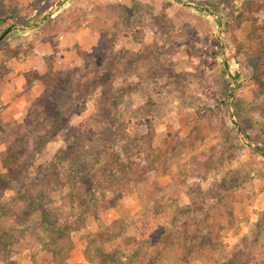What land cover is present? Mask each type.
I'll return each instance as SVG.
<instances>
[{
	"label": "rangeland",
	"instance_id": "1",
	"mask_svg": "<svg viewBox=\"0 0 264 264\" xmlns=\"http://www.w3.org/2000/svg\"><path fill=\"white\" fill-rule=\"evenodd\" d=\"M2 15L13 22L4 34L0 30L2 195L11 199L21 185L31 191L47 189L49 178L42 173L44 167L65 146L69 128L86 121L100 102L102 106V90L110 92L109 102L121 116V136L116 134L114 138L122 137L125 142L131 135L132 140L125 144L132 149L140 139L146 147L148 137H141L152 135L151 159L162 168L137 191L120 198L117 206H109L99 217L91 216L85 227L72 231L73 247L65 260H55L41 247L12 251L8 257V235L4 234L0 237V264H101L97 257L88 260L86 253L99 243L97 232L111 224H123L124 234L107 242V248L119 245L120 256L128 259L138 246L136 240L157 235L174 210L187 204L198 210L179 218L180 225L171 238L174 248L162 242L151 249L158 264L262 261L264 226L259 220L264 218V0H0ZM81 26L91 27L99 38L100 28L109 34L120 33L113 51H128L123 70L114 71L110 77L103 75V84L92 86L94 90L86 100L64 120L67 124L53 129L40 156L26 170L24 165L17 168L11 161L3 162L8 124L22 122L28 112L19 119L8 115L12 96L5 80L11 58L28 57L48 34L57 42V37L64 39L66 31ZM88 51L81 49L80 54ZM114 60L110 57L105 66L111 67ZM48 64L55 74L49 75L44 84L49 89L56 85L61 72L74 67L60 68L52 57ZM35 72H28L27 78ZM62 75L66 77L67 73ZM71 109L68 105V113ZM197 155L200 160L196 163ZM93 156L87 153L81 159L91 165ZM135 159L140 161L142 156ZM38 172L46 179L35 180ZM60 187L57 184L50 192L57 194ZM139 191L145 194L140 196ZM112 195L110 190L106 194ZM148 199L158 210L148 220H140L138 214ZM12 204L16 210L27 206L19 198H12ZM55 208L46 205L47 210ZM40 214L38 210L33 212L27 222L38 223ZM206 216L213 226V238L206 241L204 249L198 246L197 235ZM10 221L0 217V234Z\"/></svg>",
	"mask_w": 264,
	"mask_h": 264
},
{
	"label": "trees",
	"instance_id": "2",
	"mask_svg": "<svg viewBox=\"0 0 264 264\" xmlns=\"http://www.w3.org/2000/svg\"><path fill=\"white\" fill-rule=\"evenodd\" d=\"M124 8L129 10V7ZM1 22L3 25L0 30L1 34H4L13 22L7 21V15L0 16ZM100 33L96 46L82 53L84 64L75 65L61 72L60 78L57 76L56 85L50 89L49 86L44 88L42 94L32 102L22 122L8 124L11 126L7 127L9 132L6 147L2 151L3 162L11 161L17 168L24 165L26 170L40 156L42 148L50 140L53 129L67 124L64 120L74 112L76 105L86 100L88 93L94 90L92 86L103 84V75L110 77L113 76L114 71L123 70L122 64L128 51L124 49L113 51L114 43L120 33L112 31L109 34L104 28H100ZM86 54L90 56L87 58ZM113 56L115 60L111 67L105 66L106 60ZM51 67L49 65V69ZM49 69L43 74L35 72L33 76H29L28 84L31 78L37 77L46 85L48 76L54 74ZM64 73H67L66 77L62 75ZM108 94L110 95L109 91L102 90L99 97L104 100L102 106L100 102L98 109L88 116L86 121L69 128L65 135V146L58 149L42 171L44 176L49 178L47 189L31 191L27 185H21L11 199L0 193V217L11 220L9 227L0 234V237L4 234L8 235L6 251L8 257L12 251L21 252L26 247H41L50 251L55 260H65L73 247L70 235L72 231L85 227L91 216L99 217L100 212L109 206H117L120 198L137 191L141 184L150 181L162 168L156 160L151 159L154 150L149 136L152 135L141 137L142 139L148 137V141H144V146L148 144L146 147H143L140 139L138 144H135L137 147L132 149L125 144L132 140L129 138L131 135H128L125 142L122 137L114 138L121 136L118 131L121 132L122 123H120V113L109 102ZM68 105L72 106L69 113ZM257 149L261 150L260 147ZM87 153L94 154V162L91 165L81 159V156ZM165 154L166 157L169 156V153L165 152ZM137 156H142V159L138 161L135 159ZM199 160L200 157L197 155L195 162ZM39 174L40 172L35 180L46 179ZM57 184H60L62 190L57 194L51 193L50 189ZM109 190L113 193L111 197L106 196ZM195 192L197 193V190ZM200 192L203 193L201 188ZM200 192L198 190V195ZM139 194L143 196L145 193L139 191ZM12 198L26 201V208L16 210ZM46 205L57 208L47 210ZM37 210L41 213L39 222L28 223L29 216ZM157 210L155 204L148 199L138 217L146 221ZM197 210L198 208L192 204L174 210V215L167 224L161 225L157 235L150 234L143 241L136 240L138 246L128 259H123L124 255L120 256L122 249L119 245L111 250L107 248V242L116 240L118 236L124 234L123 224L104 227L96 234L101 237L99 243L94 245L90 253H86V258L89 260L97 257L101 264H158L151 254V249L164 242L169 243L172 250L176 244L171 238L178 230L179 218L184 219L187 214L195 213ZM208 218V216L203 218L205 225L197 235V244L204 249L207 248L206 241L210 242L213 238V226L208 224ZM259 224L264 226V218L259 220ZM126 239H130V236ZM133 241L135 242V239ZM126 243L130 241L126 240ZM261 259L259 264H264V255ZM13 263L15 262L12 261Z\"/></svg>",
	"mask_w": 264,
	"mask_h": 264
},
{
	"label": "crops",
	"instance_id": "3",
	"mask_svg": "<svg viewBox=\"0 0 264 264\" xmlns=\"http://www.w3.org/2000/svg\"><path fill=\"white\" fill-rule=\"evenodd\" d=\"M64 35V39L57 37L56 42L48 34L44 41L34 46L28 57L11 58V70L5 80L12 96L8 106L9 118L19 119L25 115L32 102L44 90V82L37 77L31 78L28 84V72L45 73L49 69L50 57L60 68L80 65L83 63L80 50H91L99 41L98 33L89 26L74 28Z\"/></svg>",
	"mask_w": 264,
	"mask_h": 264
}]
</instances>
